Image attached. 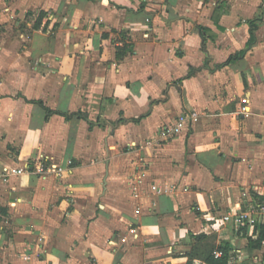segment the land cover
Segmentation results:
<instances>
[{
  "label": "crops",
  "instance_id": "obj_1",
  "mask_svg": "<svg viewBox=\"0 0 264 264\" xmlns=\"http://www.w3.org/2000/svg\"><path fill=\"white\" fill-rule=\"evenodd\" d=\"M259 196L264 0H0V264H188L201 233L264 264L224 221Z\"/></svg>",
  "mask_w": 264,
  "mask_h": 264
},
{
  "label": "trees",
  "instance_id": "obj_2",
  "mask_svg": "<svg viewBox=\"0 0 264 264\" xmlns=\"http://www.w3.org/2000/svg\"><path fill=\"white\" fill-rule=\"evenodd\" d=\"M250 23V39L247 43V47L236 54L232 55L226 64H230L234 61L242 59L247 51L251 49L253 44L256 42V29L257 22L252 20ZM193 73V72H191ZM48 117L53 113L49 108H47ZM260 200L263 201V197H260ZM262 204V203H261ZM256 232L258 233L256 238L249 237V247L251 249L261 248L264 243V220L256 223ZM242 231H248V226L241 227ZM197 241L194 243L191 252L189 253L188 264H195L198 261L200 263L206 264H231L232 250L230 243L227 241H218V238L215 234H205L201 233L196 236ZM221 252L220 256H216L215 252Z\"/></svg>",
  "mask_w": 264,
  "mask_h": 264
},
{
  "label": "built area",
  "instance_id": "obj_3",
  "mask_svg": "<svg viewBox=\"0 0 264 264\" xmlns=\"http://www.w3.org/2000/svg\"><path fill=\"white\" fill-rule=\"evenodd\" d=\"M243 102H247V99L244 98ZM199 120V114L192 110L188 112H183L181 115H179L176 120L166 125L162 128L160 135L164 139H168L173 136H177L181 134L184 130L188 129L191 125L195 124ZM72 160L68 161V164H72ZM31 166L29 164H26L24 166H20L16 169H13L11 173L20 175L26 171H34L37 174L41 175L42 177H47L51 173H60L64 171V166L62 165H55V164H48L47 160H42L38 162L34 168H30ZM264 208V206H262ZM257 206H252L248 211L245 212H239L234 211L224 216L225 222H233L235 228H241L242 226L247 225L251 229H254L256 226V223L258 221L257 217ZM125 240V239H123ZM216 256H220L221 252L216 251Z\"/></svg>",
  "mask_w": 264,
  "mask_h": 264
}]
</instances>
